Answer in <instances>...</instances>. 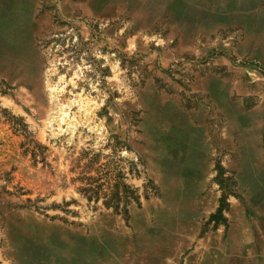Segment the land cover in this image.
<instances>
[{"label": "rangeland", "instance_id": "1", "mask_svg": "<svg viewBox=\"0 0 264 264\" xmlns=\"http://www.w3.org/2000/svg\"><path fill=\"white\" fill-rule=\"evenodd\" d=\"M0 264H264V0H0Z\"/></svg>", "mask_w": 264, "mask_h": 264}, {"label": "crops", "instance_id": "2", "mask_svg": "<svg viewBox=\"0 0 264 264\" xmlns=\"http://www.w3.org/2000/svg\"><path fill=\"white\" fill-rule=\"evenodd\" d=\"M197 189H198V191H193V193L196 192L198 194V193L202 192V188H197ZM190 199L192 200L191 202H194V203H199L200 201H202L203 199H205L203 201L204 202L206 201L208 204L210 203L211 206H212V197L211 196H209V199H208V197H205V198L201 199V198H197V195L191 194ZM195 206L197 207L196 204H195ZM207 207H209V206L207 205ZM188 221H195V220H188ZM244 235L249 236L251 234L249 232H246ZM248 241H250V240H248Z\"/></svg>", "mask_w": 264, "mask_h": 264}]
</instances>
